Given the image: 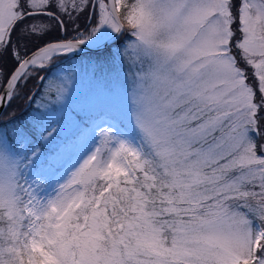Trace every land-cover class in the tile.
Listing matches in <instances>:
<instances>
[{
  "label": "snow or ice",
  "instance_id": "6c2138e0",
  "mask_svg": "<svg viewBox=\"0 0 264 264\" xmlns=\"http://www.w3.org/2000/svg\"><path fill=\"white\" fill-rule=\"evenodd\" d=\"M0 264H264V0H0Z\"/></svg>",
  "mask_w": 264,
  "mask_h": 264
},
{
  "label": "rangeland",
  "instance_id": "374dc122",
  "mask_svg": "<svg viewBox=\"0 0 264 264\" xmlns=\"http://www.w3.org/2000/svg\"><path fill=\"white\" fill-rule=\"evenodd\" d=\"M75 64L77 63L76 60L72 61H67L65 64ZM57 75L63 76V73H58ZM35 81H31L28 84L29 89H35ZM60 82L58 81L56 84V87H60ZM63 87H65L67 90H70L71 92V101L69 107L65 108V112H70L72 109H77L79 110L83 104H84V98L87 93L88 85L86 79H84L82 76L76 78L75 80H70V79H64L63 80ZM45 94L48 98L55 100L56 98V91L55 88L51 92H48L47 89H45ZM24 103L23 100L18 101L17 104L19 106H22Z\"/></svg>",
  "mask_w": 264,
  "mask_h": 264
},
{
  "label": "flooded vegetation",
  "instance_id": "af4514ba",
  "mask_svg": "<svg viewBox=\"0 0 264 264\" xmlns=\"http://www.w3.org/2000/svg\"><path fill=\"white\" fill-rule=\"evenodd\" d=\"M58 33L55 31V29L53 30V32L51 33V37L50 38H57ZM67 62V61H65Z\"/></svg>",
  "mask_w": 264,
  "mask_h": 264
},
{
  "label": "trees",
  "instance_id": "16d2710c",
  "mask_svg": "<svg viewBox=\"0 0 264 264\" xmlns=\"http://www.w3.org/2000/svg\"><path fill=\"white\" fill-rule=\"evenodd\" d=\"M35 85H36V83H35Z\"/></svg>",
  "mask_w": 264,
  "mask_h": 264
}]
</instances>
